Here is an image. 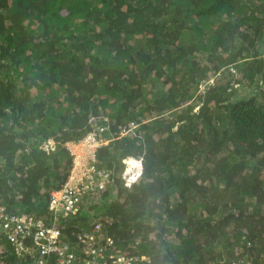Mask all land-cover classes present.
<instances>
[{"label": "trees", "instance_id": "1", "mask_svg": "<svg viewBox=\"0 0 264 264\" xmlns=\"http://www.w3.org/2000/svg\"><path fill=\"white\" fill-rule=\"evenodd\" d=\"M263 53L264 0H0V206L79 257L94 221L132 264H264ZM92 118L130 129L96 151L112 180L54 220ZM31 242L0 231V264H37Z\"/></svg>", "mask_w": 264, "mask_h": 264}, {"label": "built area", "instance_id": "2", "mask_svg": "<svg viewBox=\"0 0 264 264\" xmlns=\"http://www.w3.org/2000/svg\"><path fill=\"white\" fill-rule=\"evenodd\" d=\"M95 119L92 118V122ZM103 125H94L79 141L70 142L67 148L72 155V164L65 182L58 189L48 194V209L53 219L58 212L67 216L76 215L83 209L85 197L88 194L102 191L111 180V171L99 165L96 159V150L107 143L102 132ZM119 134L123 135L127 129L118 126ZM123 177L127 183L136 181L143 168L141 158L125 157L121 159ZM137 168L136 173H133ZM91 231L81 232L77 235V245L85 249L86 257H79L72 251L73 248L63 240L62 233L56 222L44 224L41 219L32 216L10 215L0 208V230L3 231L7 241L15 248L18 254L28 250L23 246L24 240H31L35 248L37 264H132L131 259L124 254L112 253L111 241L107 239L103 244H96L95 233L99 223L93 222ZM54 256V257H53Z\"/></svg>", "mask_w": 264, "mask_h": 264}, {"label": "clouds", "instance_id": "3", "mask_svg": "<svg viewBox=\"0 0 264 264\" xmlns=\"http://www.w3.org/2000/svg\"><path fill=\"white\" fill-rule=\"evenodd\" d=\"M263 58H264V53H263ZM93 122H94V125H98V126L101 125V124H97V123H96V120H94ZM92 129H93V127H91L90 130H92ZM90 130H88V131H90ZM106 130H107V129H105L103 132H105ZM88 131H87V132H88ZM87 132H86V133H87ZM103 132H102V137H103ZM86 133H85V134H86ZM85 134H84V135H85ZM116 134H117V136H115ZM84 135H83V136H84ZM111 135H112V136H111ZM111 135L109 134L108 137H103V139H106V140H107V143H108V142H109L110 140H112L113 138H118V137L122 136V135L119 134V129H118V132H114V133H112ZM83 136H82V137H83ZM82 137H81V138H82ZM81 138H80V139H81ZM80 139H79V140H80ZM79 140H77V141H79ZM77 141H67V142H65L64 144H65V146H66V148H67V144H68V143L70 144V142H77ZM107 143H106V144H107ZM106 144H104V145H106ZM102 146H103V145H102ZM102 146H101V147H102ZM99 148H100V147H99ZM99 148H97V149H99ZM67 149H68V148H67ZM96 151H97V150H96ZM128 157H133V156H128ZM123 158H125V157H123ZM123 158H122V159H123ZM137 158H141V159H142V157H140V156H137ZM142 163H143V159H142ZM71 164H72V163H71ZM70 167H71V166H70ZM104 168H105V167H104ZM143 168H144V164H143ZM143 168H142V169H143ZM69 170H70V169H69ZM136 171H137V168L134 169L133 173H136ZM141 171H142V170H141ZM122 172H123V169H122ZM68 173H69V172H68ZM140 174H141V172H140ZM67 176H68V174H67ZM139 177H140V176H139ZM66 178H67V177H66ZM0 208H2V209L4 210V212H6L5 209H4V207L0 206ZM83 208H84V206H83ZM6 213H8V212H6ZM0 231L3 233L2 230H0ZM3 234H4V233H3ZM6 240H7V239H6ZM7 243L10 244L8 241H7Z\"/></svg>", "mask_w": 264, "mask_h": 264}, {"label": "rangeland", "instance_id": "4", "mask_svg": "<svg viewBox=\"0 0 264 264\" xmlns=\"http://www.w3.org/2000/svg\"><path fill=\"white\" fill-rule=\"evenodd\" d=\"M215 78H221L220 73H218L217 77L215 76V77H213V78H211V79L213 80V79H215ZM211 79H210L209 81H211ZM209 81H208V82H209ZM202 87H203V85H202ZM129 130H130V129H128V130L125 131L124 133L126 134ZM125 134H123V135H125ZM93 222H94V221H92V223H93ZM110 241H111V240H110ZM110 245H111V247H112V246H113V243L111 242Z\"/></svg>", "mask_w": 264, "mask_h": 264}]
</instances>
